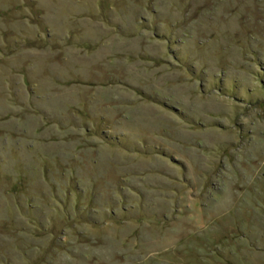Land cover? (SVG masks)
Returning a JSON list of instances; mask_svg holds the SVG:
<instances>
[{
  "label": "rangeland",
  "instance_id": "obj_1",
  "mask_svg": "<svg viewBox=\"0 0 264 264\" xmlns=\"http://www.w3.org/2000/svg\"><path fill=\"white\" fill-rule=\"evenodd\" d=\"M0 264H264V0H0Z\"/></svg>",
  "mask_w": 264,
  "mask_h": 264
}]
</instances>
